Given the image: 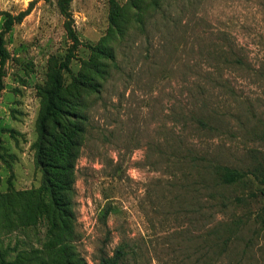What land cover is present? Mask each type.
Listing matches in <instances>:
<instances>
[{"label": "rangeland", "instance_id": "rangeland-1", "mask_svg": "<svg viewBox=\"0 0 264 264\" xmlns=\"http://www.w3.org/2000/svg\"><path fill=\"white\" fill-rule=\"evenodd\" d=\"M0 49L1 190L41 184L50 74L77 83L74 256L264 264V0H0ZM223 166L247 174L224 184ZM46 231L2 229L0 251L40 248Z\"/></svg>", "mask_w": 264, "mask_h": 264}, {"label": "trees", "instance_id": "trees-1", "mask_svg": "<svg viewBox=\"0 0 264 264\" xmlns=\"http://www.w3.org/2000/svg\"><path fill=\"white\" fill-rule=\"evenodd\" d=\"M129 4L139 11L142 3L140 1ZM125 8L116 5V31L118 32L121 29L118 21L121 23L124 21ZM111 11L115 12L114 7ZM137 15L141 23L140 11ZM112 25L115 24L112 23ZM50 79L52 82L45 91L42 113L36 126L38 136L33 144L35 167L39 168L43 175L41 184L30 189H16L12 181L6 179L5 189H0V230L24 228L43 220L47 226L46 239L40 248L13 251L14 256L9 259L5 256L7 251H0V264H85L81 257L74 256L69 245L73 215L68 193L71 190L78 132L81 131L75 120L80 115L76 112L66 113L65 110L69 104L65 98L80 94L76 82L63 85L54 73L50 74ZM195 121L200 126L208 127V123L201 117H195ZM0 150L5 151V155H11V152L2 145ZM215 172L224 184L240 181L247 174L227 166L217 167ZM1 183L0 174V186ZM228 241L229 238H225L220 243L227 247ZM122 249L120 245L117 246L114 254L110 257H101L99 264H119L123 255Z\"/></svg>", "mask_w": 264, "mask_h": 264}]
</instances>
